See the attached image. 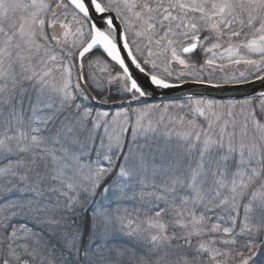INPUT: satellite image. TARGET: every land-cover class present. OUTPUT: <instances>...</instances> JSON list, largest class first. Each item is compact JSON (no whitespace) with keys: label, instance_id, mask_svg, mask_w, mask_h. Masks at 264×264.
Listing matches in <instances>:
<instances>
[{"label":"snow or ice","instance_id":"6c2138e0","mask_svg":"<svg viewBox=\"0 0 264 264\" xmlns=\"http://www.w3.org/2000/svg\"><path fill=\"white\" fill-rule=\"evenodd\" d=\"M0 176V264H264V0H0Z\"/></svg>","mask_w":264,"mask_h":264},{"label":"rangeland","instance_id":"374dc122","mask_svg":"<svg viewBox=\"0 0 264 264\" xmlns=\"http://www.w3.org/2000/svg\"><path fill=\"white\" fill-rule=\"evenodd\" d=\"M164 103H167V102H164ZM152 104H162V103L161 102L148 103L146 105H152ZM96 110L97 111H105V110H108V111H113L114 112L117 109H116V107H114L113 109H108V108H101V107H97L96 106ZM237 111H239V110H237ZM177 115H179L178 110H170L169 112L166 113V112L163 111V109H161V111L158 112V113L157 112H152L148 117L145 118V121L144 122H145V124L151 123V125L153 127H155V126H157L160 117L161 116H164V117H166V119L162 123H160L161 129H163L164 126L168 123V119H171L173 117H176ZM188 118L190 119L191 117H188ZM225 119H228V117H225ZM240 119H241V117L237 116V120H240ZM197 122L198 123H201V124H205V126H206V122L203 119H201V118H198ZM213 123H215V120H213ZM230 128H231V126L229 125V130H230ZM175 130L176 131H180L181 129L175 128ZM3 179H4V177L3 176H0V181H2ZM2 186L3 185L0 184V187H2ZM108 203H109L108 200L101 201L100 199H98V201H97V205L98 206H101V205L106 206ZM125 206H128L130 208V210H131V205H125ZM17 223L18 224H22L23 223V220H20ZM29 226H31V225H29Z\"/></svg>","mask_w":264,"mask_h":264},{"label":"water","instance_id":"95a60500","mask_svg":"<svg viewBox=\"0 0 264 264\" xmlns=\"http://www.w3.org/2000/svg\"><path fill=\"white\" fill-rule=\"evenodd\" d=\"M253 87L259 89V84L253 85ZM186 90L179 89L176 91H169V90H162L158 91L155 95L145 97V101L150 102H158V101H168L173 96H179L182 95ZM213 97L215 98H227V97H233V98H241V95L243 92H250L251 89H236V90H229L225 89L224 91H216V90H209ZM105 105H111L116 106L115 104H105Z\"/></svg>","mask_w":264,"mask_h":264},{"label":"trees","instance_id":"16d2710c","mask_svg":"<svg viewBox=\"0 0 264 264\" xmlns=\"http://www.w3.org/2000/svg\"><path fill=\"white\" fill-rule=\"evenodd\" d=\"M118 70V69H117ZM113 91H115V88H113ZM95 95H96V93H94ZM161 103H164V102H161ZM145 104H148V102H145ZM97 107H101V108H105L104 106H102V105H97ZM98 201V200H97ZM18 222V221H17ZM87 239V235L85 236V240ZM123 243H126V241H122ZM52 243H54V244H57V246L59 247V244H58V241L57 240H55V239H53V241H52ZM66 255H69V259H71V257H70V254H68V253H65ZM58 264H59V261H58Z\"/></svg>","mask_w":264,"mask_h":264},{"label":"bare ground","instance_id":"6f19581e","mask_svg":"<svg viewBox=\"0 0 264 264\" xmlns=\"http://www.w3.org/2000/svg\"><path fill=\"white\" fill-rule=\"evenodd\" d=\"M109 104V103H108ZM108 106V105H107Z\"/></svg>","mask_w":264,"mask_h":264}]
</instances>
